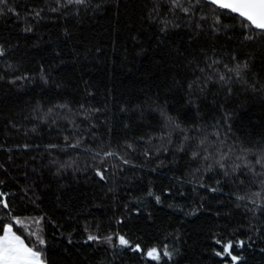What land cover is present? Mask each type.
Returning <instances> with one entry per match:
<instances>
[{"label": "trees", "instance_id": "16d2710c", "mask_svg": "<svg viewBox=\"0 0 264 264\" xmlns=\"http://www.w3.org/2000/svg\"><path fill=\"white\" fill-rule=\"evenodd\" d=\"M29 2L44 4L45 0ZM97 2L100 0H94V3ZM148 2L150 4V0ZM144 3L145 0H122L117 10L114 0H108L98 11L89 9L83 22L78 19H48L36 25L33 32H25V21L17 19L14 14L0 17V40H7L14 45L8 59L19 62L20 71L17 75L24 71L38 73L40 63H45L51 81L61 85L60 88L51 83L44 85L38 76H34L35 82L19 80L12 84L9 80L0 81V143L9 146L23 142L63 144L64 133L73 135L67 120L60 119L59 127L53 125L51 129L41 124L36 132L29 131L28 136L24 135L23 130L11 127L9 121L23 123L25 128L30 129L36 121L23 118L30 114V109L37 103L47 106L69 101L73 108L84 104L86 108L101 109V112L94 114L96 127L89 130L87 123H83L76 132L77 135L83 134L91 147H104L107 150L111 146L119 149L125 141L136 142V150H130L129 158L135 165H144L143 168L133 165L123 167L120 177L116 179L118 191L115 196L118 199H110L113 194L109 193V198H105L101 189L107 191V187L112 186L111 182L108 185L98 183L97 178L92 177L91 168L87 174L70 173L64 180L53 183L51 191L45 192L43 184L51 182V172L42 167L41 152L27 150L23 154L16 153L15 162L19 168L14 169L11 175L20 179L21 184L25 183L23 171H28L32 179L36 178L32 172L33 166L44 172L43 181L38 182L43 204L37 207L17 197L13 214L20 215L24 220L46 213L47 217L56 220L57 224H52L47 218L41 222L48 241L50 264H85V258L88 264H100L106 257L111 258L112 253L107 245L87 241L86 227L89 231L98 228L101 235L126 233L142 246L168 242L169 247H172L174 238L179 234V240L175 241V245L181 249V256L176 257L178 264H221L220 258L215 257L212 251L215 247L211 239L212 231L225 226L231 231L246 223L243 209L236 208L234 198H230V192L236 190L230 183L224 186L223 192L211 194L214 198H210L209 204L195 214L187 215L199 205L197 194L193 185H177L171 177L184 176L186 180L190 179L188 173L196 165L191 164L187 155L181 159L178 153L175 156L177 163H169L173 156L163 151L152 159H146L144 149L154 150L160 146L148 142V138L160 131L164 123L156 107L157 99L163 110L177 117L185 126L203 123L210 126L209 131L217 120L221 125L227 123L225 113H232L235 137L248 144L264 142V92H245L239 85H233L234 93L228 95L227 85H213L197 110L195 103L188 102L186 86L176 88L173 85L176 78L182 81L185 78L189 81L194 79V75L181 62V57L175 54V48L178 46L189 59L195 57L200 60L203 66L201 47L206 49L208 56L223 57L226 51L235 50L236 45L227 42L224 37L213 40L206 34L198 40L189 41L186 29L170 34L163 44H159L155 25L144 19ZM65 27L71 35L65 34ZM138 34L139 39H134ZM212 47L217 48L215 54L211 51ZM3 67L4 61L0 60V69ZM137 105L142 107V112L137 109ZM125 107L128 111L121 110ZM220 130L223 132L224 128L221 126ZM140 137H144L143 142H140ZM179 139L177 137V143ZM53 151L61 159H66L68 155L75 157V153ZM80 152L79 165L83 167L85 162L91 163V157L83 150ZM43 155L46 164L50 157L48 153ZM0 159L6 160V153L0 152ZM160 160L165 163L160 165ZM153 168L156 171H152ZM217 178L213 176L208 183L215 185ZM65 181L67 187L63 191V203L58 206L57 184ZM150 181L158 191L162 187L173 186L174 193L179 188L187 196L162 193V204L146 201L147 210L142 208L139 214L132 211V218L127 220L129 212L124 205L133 209L135 201L131 197L143 196ZM169 204L183 205V211L169 207ZM149 212L152 219H148ZM0 215L3 213L0 212ZM120 216L126 218V226L117 225ZM14 228L19 226L14 224ZM68 233L72 234L71 243ZM21 234L27 236L23 230ZM238 238L247 239L243 232L238 234ZM261 249H264V243L259 239L251 246L238 249L237 254L243 257L238 264H264V251ZM115 264H143V261L142 257L125 251Z\"/></svg>", "mask_w": 264, "mask_h": 264}, {"label": "snow or ice", "instance_id": "6c2138e0", "mask_svg": "<svg viewBox=\"0 0 264 264\" xmlns=\"http://www.w3.org/2000/svg\"><path fill=\"white\" fill-rule=\"evenodd\" d=\"M107 2L108 0H100L97 3H94V0H45L44 4H35L30 3L29 0H24L23 3L20 0H11V2L0 0V17L14 14L17 19L22 18L25 21L26 26L23 29L25 32H33L36 30V25L48 19H78L79 22H83L89 9L93 12L98 11ZM114 3L119 10L122 0H114ZM144 8L146 9L144 19L155 25L156 39L159 44H163L170 34L185 29L189 41L198 40L206 34L213 40L224 37L227 42L235 43V50L226 51L223 57L208 56L206 49L201 47L200 52L204 54L203 66L200 60L195 57L189 59L178 46L175 48V54L181 57V62L194 75V79L189 81L185 78L182 81L176 78L173 85L176 88L186 86L188 102L195 103L197 110L200 108L201 100L207 97L213 85L221 87L227 85L228 95L234 93L233 85H239L245 92H264V77H262L264 73V0H150V4L148 0H145ZM64 32L66 35H71L67 27ZM134 39H139V34ZM13 47L14 45L9 44L7 40H0V60L4 61V67L0 69V81L9 80L12 84H16L19 80L35 82L34 76H38L44 85L51 83L56 88L61 87L59 83L51 81L49 69L45 63H40L38 73L24 71L17 75L20 71L19 62L8 59ZM211 51L215 54L217 48L212 47ZM56 54L59 56V51ZM174 63H176L175 60ZM197 72L199 75H195ZM155 103L164 123L160 131L148 138V142H155L160 146L154 150L146 147L145 158L152 159L163 151L173 156L169 163H177L175 156L178 153L181 159L187 155L191 164L196 165L188 173L190 179L186 180L184 176L171 177L177 185L182 186L185 183L193 185L197 194L199 205L187 215H193L204 205L209 204L210 198H214L211 194L223 192L226 184L230 183L236 187V190L231 191L229 195L230 198H234L235 207L243 209L242 214L246 223L240 224L231 231L227 226L215 231L210 229V231H212L211 239L215 244L212 248L215 257L220 258L221 264H238L243 259L242 255L237 254L238 249L242 250L246 246H251L257 239L264 243V142L248 144L235 137L232 131V113H225L227 123L221 125V122L217 120L209 131L210 126L203 123L185 126L177 117L163 110L158 99ZM136 107L142 112L140 105ZM121 110L128 111L127 107ZM99 112H101L100 108H86L84 104L73 108L69 101L47 106L37 103L30 109V114L23 118L36 121L30 129L25 128L23 123L9 121L11 127L23 130L24 135L28 136L29 131L36 132L41 124L51 129L53 125L59 127L58 121L64 119L73 129V135L64 133L63 144L40 145L23 142L9 146L7 143H0V152L6 153V160L0 159V171L4 174L0 176V212L3 213L0 215V264H50L47 256L48 241L41 222L47 218L52 224H57L56 220L47 217L46 213L35 218L27 217L24 220L20 215L13 214L14 201L17 197L37 207L43 204L38 182L43 181L44 172L33 166L32 172L36 178L32 179L28 171H23L22 178L25 183L21 184L20 179L11 175L14 169L19 168L15 162L16 153L23 154L27 150L41 152L42 167L51 172V182L43 184L45 192L51 191L53 183L64 180L70 173L87 174L91 168L92 177L97 178L98 183L108 185L111 182L112 184L107 187V191L101 189L102 195L109 198V193H112L113 196L110 199H118L115 196L118 191L116 179L120 177L123 167L129 165L144 167V165H135L129 158L130 150L131 152L136 150V142L125 141L124 146L119 149L109 146L106 150L104 147H91L83 134H76L83 123H87L89 130L96 127L94 114ZM221 126L224 128L223 132L220 130ZM177 137L180 138L179 143L176 142ZM139 140L143 142L144 137H140ZM169 145L172 147L170 148ZM53 150L75 153V157L68 155L66 159H61ZM80 150L91 157V163L85 162L83 167L78 161L81 155ZM44 153H48L50 157L46 164ZM32 159L35 160L36 157L33 156ZM164 163L163 160L159 161L160 165ZM152 171H156V168ZM213 176L219 177L215 179V185L208 183ZM66 187V181L57 184L58 206L63 203L62 195ZM241 188L244 190L241 191ZM201 192L204 194L201 195ZM162 193L187 196V193L180 191L179 188L174 193L173 186L162 187L158 191L150 181L143 196L131 197L135 201L133 209L130 210L127 204L124 205L125 210L129 212L127 220L132 218V211L136 214L141 213L142 208L146 211V201L162 204L164 202ZM168 206L183 211V205L169 204ZM216 215L219 216L220 213L217 212ZM148 219H152L150 212ZM126 222V218L120 216L117 225L126 226ZM14 224L19 228H14ZM57 226L62 227V225ZM21 230L27 236L21 234ZM85 232L88 233L87 241L107 245L112 253L111 258L106 257L100 261V264H115L125 251L142 257L143 264H178L176 257L181 256V249L175 245V241L179 240V234L174 238L173 246L169 247L168 242L142 246L123 232L101 235L98 228L89 231L88 227L85 228ZM241 232L247 239L238 238ZM68 241L72 242L71 233H68ZM85 264H88L87 258H85Z\"/></svg>", "mask_w": 264, "mask_h": 264}]
</instances>
